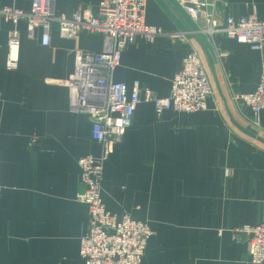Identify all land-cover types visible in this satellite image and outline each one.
<instances>
[{
    "label": "crops",
    "instance_id": "obj_1",
    "mask_svg": "<svg viewBox=\"0 0 264 264\" xmlns=\"http://www.w3.org/2000/svg\"><path fill=\"white\" fill-rule=\"evenodd\" d=\"M102 0H55L57 14L96 12ZM33 0H0L29 10ZM256 12L264 0H217L224 22ZM146 22L184 37L138 38L114 72L128 94L138 83L157 98L171 93L183 59L197 51L213 93L206 110L187 113L141 102L132 125L105 164L102 198L113 214L148 220L154 231L142 264H254L248 234L264 216V109L255 115L233 92L254 91L264 47L202 32L176 0H146ZM20 31L19 66L6 67L8 38ZM26 21L0 18V264H85L81 236L88 205L77 198L79 158L99 155L88 114L72 110L67 80L77 50L101 52L104 37L62 38L54 24L49 45L29 39ZM189 32H197L190 34ZM40 35V31L38 32Z\"/></svg>",
    "mask_w": 264,
    "mask_h": 264
},
{
    "label": "built area",
    "instance_id": "obj_2",
    "mask_svg": "<svg viewBox=\"0 0 264 264\" xmlns=\"http://www.w3.org/2000/svg\"><path fill=\"white\" fill-rule=\"evenodd\" d=\"M176 1L192 18L205 20L202 32L212 37L223 34L257 49L264 47V19L256 12L238 18L229 16L220 22L217 0ZM145 11L146 0H102L96 12L83 10L71 16L57 14L55 0H33L29 10L0 6V18L16 25L25 20L27 37H39L44 45L51 42L54 24L58 25L62 38L76 40L82 32L104 37L101 52L77 50L75 70L67 80L73 93L72 110L91 117L92 138L101 145L99 155L88 154L78 161L81 175L77 198L88 205L89 213L88 228L81 236L80 252L85 264H142L154 234L148 220L127 212L113 214L106 209L102 198L105 164L114 152L115 144L132 125L137 106L143 101H151L158 115L166 109L194 113L208 108V98L213 93L197 51L190 52L183 59L182 67L172 81L171 93L166 98H157L149 90L143 91L138 83L128 94L124 82L114 81L113 75L121 65L123 52L138 38L153 41L160 36L185 35L148 24ZM20 45V31L15 27L8 38L6 67L10 70L19 66ZM233 98L237 104L243 103L251 108L255 115L254 124L263 129L258 115L264 109V63L256 89L235 91ZM236 231L248 234L251 263L264 264V216L260 224L242 225Z\"/></svg>",
    "mask_w": 264,
    "mask_h": 264
}]
</instances>
